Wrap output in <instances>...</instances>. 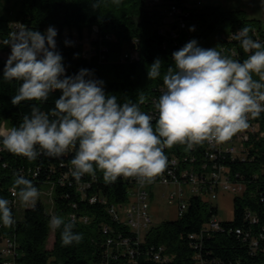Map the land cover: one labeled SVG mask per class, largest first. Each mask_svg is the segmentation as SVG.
<instances>
[{"label":"trees","instance_id":"trees-1","mask_svg":"<svg viewBox=\"0 0 264 264\" xmlns=\"http://www.w3.org/2000/svg\"><path fill=\"white\" fill-rule=\"evenodd\" d=\"M167 0L162 3L148 5L145 0H121L119 5L112 0H20L19 13L15 20L33 30L44 33L49 26L57 30L55 37L57 48L63 56L66 75H75L82 68L89 69L93 78L104 82L106 93L115 94L123 102L124 97L136 101L139 91L149 98L148 103L141 106L149 113L154 111L152 101L161 95L162 78L149 80L148 67L159 58L163 62L162 73L167 66L173 64L172 53L182 48L187 42L195 39L200 47L223 27L218 42L222 55L243 61L247 58L239 41L233 39V34L243 27H250L249 33L253 39L264 44V25L261 20L250 18L243 8L224 9L219 4L196 3L189 0L184 8V28L163 21ZM93 5H96L93 7ZM11 18L0 17V40L8 38L12 32ZM97 26L103 40L94 41L96 52L91 57H85L83 48L73 40V32L83 37L87 30ZM194 30H190L193 29ZM175 29L177 36H172ZM111 35L109 39L105 35ZM66 41L69 42L66 44ZM100 43L106 46L100 49ZM225 47V51L221 49ZM125 49L136 52L134 59H121ZM232 49L236 54L232 53ZM11 52L9 46H0V124L5 121L9 126L18 125L25 114H30L31 106L38 104L41 110L48 111L54 107L55 100L61 95L57 90L42 104L36 101L22 102L13 106L12 96L20 86L18 81H5L3 67ZM257 78L258 77H254ZM155 112V111H154ZM2 148V145H0ZM198 149L184 150V146L176 145L166 149L165 154L170 160L178 157L183 165L176 169L179 175L181 169L191 164L188 156L196 155ZM73 153L61 158L45 155L35 161L15 156L6 150H0V198L9 199L16 221L11 228L0 224V244L5 237L12 238L18 245L19 264H100L110 249L107 244L109 236H131L134 234L120 220L114 218L109 211L113 203H123L128 199L129 188L136 182L132 178H120L116 182L106 184L102 173L97 172L96 178L85 175L78 184L71 177L69 169ZM233 169L251 177L256 171L254 162L233 163ZM20 172L42 192V188L52 189V208L50 211L39 198L34 208H26L21 219L16 218V198L12 195L13 173ZM97 200L91 202L90 198ZM105 201V202H104ZM256 207L258 221L251 222L247 216V207ZM234 218L223 220L227 231L206 230L205 223L213 215L218 214V207L199 196H192L187 211L181 218L164 220L159 225L152 226L145 241L139 247L145 252L148 247L158 249L164 246L162 256L170 254V264H198L193 257L196 251L202 253L204 264H258L264 262V250L257 247L253 252L249 245L238 236L236 228L251 230V235H263L264 242V210L256 198L236 196L234 199ZM75 215V219L71 215ZM52 215L64 217L66 221L75 222L74 231L83 234L81 243L62 246L60 230L55 231L52 249L47 247L50 233L48 222ZM83 217L88 222H83ZM107 228V232L104 228ZM232 228V231L228 229ZM204 230L203 244L198 250L194 247L198 238L190 237ZM142 246V247H141ZM139 257V264H163L154 260L153 256L145 260V253ZM125 257L120 256L110 264H119Z\"/></svg>","mask_w":264,"mask_h":264},{"label":"clouds","instance_id":"clouds-1","mask_svg":"<svg viewBox=\"0 0 264 264\" xmlns=\"http://www.w3.org/2000/svg\"><path fill=\"white\" fill-rule=\"evenodd\" d=\"M112 3L119 5L121 0ZM251 31L246 26L233 34L248 54L242 62L216 48L200 47L195 39L172 53L173 64L163 73V62L155 59L148 67V79L162 78L163 88L152 101L153 116L142 110L149 100L143 91L135 102L128 97L120 102L117 95L105 92L104 82L93 78L91 70L66 75L53 26L41 33L19 25L0 40V46L11 48L3 79L20 82L12 105L42 104L57 90L61 95L48 111L33 104L18 125H0V150L29 161L74 152L69 172L78 184L85 175L95 179L97 172L106 184L120 178L151 184L168 168L166 149L181 145L189 151L206 142L224 144L264 113V44L253 39ZM12 195L22 206L34 208L40 191L14 172ZM11 203L0 198V224L5 228L16 223ZM48 227L60 230L62 246L83 240V234L74 231L75 222L62 216L52 215Z\"/></svg>","mask_w":264,"mask_h":264},{"label":"built area","instance_id":"built-area-1","mask_svg":"<svg viewBox=\"0 0 264 264\" xmlns=\"http://www.w3.org/2000/svg\"><path fill=\"white\" fill-rule=\"evenodd\" d=\"M162 2L165 0H161ZM148 5L158 4L160 0H145ZM167 6L164 11L163 21L174 24L175 27L184 28L186 23L184 21V8L188 4L189 0H167ZM196 3L201 4L200 0H196ZM264 25V22H262ZM13 26L12 32L15 31L19 25H24L20 20L11 22ZM25 26V25H24ZM96 33L92 34L91 30H87L83 37L79 38L77 32H73V40L76 44H80L83 48L85 57H91L96 52V45L94 41L103 40L97 26ZM172 36H177L175 29H171ZM107 38L112 39L111 35L106 34ZM101 48L105 49L102 43ZM225 51V47L221 49ZM232 53L236 54L232 49ZM136 52L133 49H125L121 55V59H134ZM150 114L155 116V112L151 111ZM1 148V147H0ZM198 149L196 155L188 156L190 165L181 169L179 175L176 169L183 165V160H187V157L180 160L178 157H173L169 160V165L162 176L157 177L154 182H160L162 184H178L179 186L187 185L188 191L179 188L178 190H171L167 194L168 202L178 204V214L176 219L181 218L187 211L190 198L192 196H199L203 200L214 203V200L218 198L220 191H230L236 193L238 196L249 195L256 198L257 202L263 205L264 210V113H261L258 118L250 120L249 129L244 132L238 133L233 138L224 144L204 143L201 146L195 147ZM254 162L256 163L255 173L250 177L245 176L241 171L233 169V163L237 162ZM153 182V183H154ZM152 184V183H151ZM150 184V185H151ZM149 184H138L135 182L133 188L129 189L128 199L123 203H113L109 206V211L113 213L114 218L123 222L129 230L134 234V239L131 236H109L107 244L113 248L110 249L105 255V260L100 264H110V258L113 260L118 259L120 256L125 257L119 264H139V257H142V252L145 253V260L153 256L154 260H158L163 264H170V254L162 256L164 246L160 245L158 249L154 246L148 247L146 251H143L139 247V244L146 239L149 229H144L151 222L149 213V197L151 193L147 190L146 186ZM52 192V189H51ZM52 194V193H51ZM17 200V197H15ZM97 197L92 196L90 201H96ZM105 202V201H104ZM122 209L123 215L119 213ZM247 218L251 222L258 221V214L256 207H247ZM71 217L75 219V215ZM83 222H88L87 217H83ZM204 228L206 230H219L227 231V226L224 225L222 219L217 215L211 216V218L205 223ZM107 232V228H104ZM232 231V228L228 229ZM145 232V233H144ZM204 230L198 234H191L190 237L198 238V242L194 247L198 250L200 244H203ZM144 233V235H142ZM235 233L240 236L242 233V240L249 245V250L253 252L257 247L264 250V242L262 241L263 235L260 233L259 237L251 235V230H243L242 228H236ZM142 247V246H141ZM18 252L17 243L10 237H5L0 244V264H19L16 260ZM198 264H204L202 253L196 251L193 256ZM258 264H264L261 261Z\"/></svg>","mask_w":264,"mask_h":264},{"label":"rangeland","instance_id":"rangeland-1","mask_svg":"<svg viewBox=\"0 0 264 264\" xmlns=\"http://www.w3.org/2000/svg\"><path fill=\"white\" fill-rule=\"evenodd\" d=\"M201 5L205 4H219L224 9H235L243 8L246 11V15L250 18H255L264 22V0H200ZM162 3L160 0L159 4ZM20 0H0V17L11 18L12 21H15L19 13ZM97 28L92 27L91 33H96ZM227 31L226 29L216 31L207 42L204 43L205 48H216L219 51V40L221 37V32ZM0 125H7L8 123L3 121ZM133 188L132 186L129 188ZM147 190L151 193L149 197V213L151 217V222L144 229L146 232L152 226L159 225L164 220L176 219L178 214V204L177 202L169 203L167 194L171 190H178L179 188L188 191L187 185L179 186L178 184H162L160 182H154L151 185L146 186ZM51 187H43L42 192H40L39 198L46 204L47 208L50 211H53L52 202L53 197L51 194ZM237 196L236 193L230 191H220L218 198L214 200V204L218 207L217 217L228 221L234 218V199ZM38 198V199H39ZM26 207L22 206L17 197L16 203V218L21 219L24 216V211ZM119 213L123 215L122 209L119 210ZM144 232V233H145ZM144 233L142 235H144ZM55 240V231L50 229L47 247L52 249Z\"/></svg>","mask_w":264,"mask_h":264}]
</instances>
